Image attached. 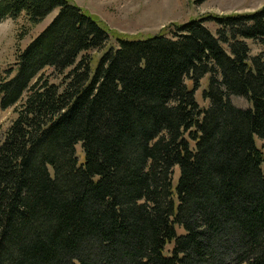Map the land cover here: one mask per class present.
I'll return each instance as SVG.
<instances>
[{
    "label": "trees",
    "instance_id": "16d2710c",
    "mask_svg": "<svg viewBox=\"0 0 264 264\" xmlns=\"http://www.w3.org/2000/svg\"><path fill=\"white\" fill-rule=\"evenodd\" d=\"M53 13L0 73L15 115L0 138V264H264V55L247 44L264 47V7L114 34L94 71L88 53L111 36L95 17L0 0V23Z\"/></svg>",
    "mask_w": 264,
    "mask_h": 264
},
{
    "label": "rangeland",
    "instance_id": "374dc122",
    "mask_svg": "<svg viewBox=\"0 0 264 264\" xmlns=\"http://www.w3.org/2000/svg\"><path fill=\"white\" fill-rule=\"evenodd\" d=\"M83 11L95 17L102 27L107 29L111 36L106 46L100 51L88 53L93 59L92 71L96 68L99 59L109 49H116L118 43L114 34L125 39L146 40L155 36L165 28L166 31H173L175 25L185 24L191 20L203 19L208 16H232L237 14H250L260 11L264 7V0H70ZM55 13L48 16L37 26H31L25 19H5L0 23V73L13 67L15 56L22 51L54 18ZM206 27L215 33L216 26L213 23H206ZM250 57L259 54L264 55V47L258 43L248 40ZM46 75L57 83L60 78L52 74L51 70ZM188 88L192 84L187 82ZM208 85V76L200 82L195 92V100L199 108H207L208 102L202 98V92ZM232 104L247 109L249 103L240 97H231ZM13 109L0 110V138L5 130L14 120ZM260 148L262 143L256 139ZM79 163L82 164L84 157L81 146H76ZM179 178V168L174 169L173 186L176 187ZM182 233L181 229L177 230ZM172 245H168L165 253H169Z\"/></svg>",
    "mask_w": 264,
    "mask_h": 264
}]
</instances>
